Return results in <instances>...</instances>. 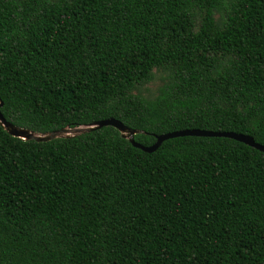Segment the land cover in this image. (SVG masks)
Segmentation results:
<instances>
[{
    "label": "trees",
    "instance_id": "trees-1",
    "mask_svg": "<svg viewBox=\"0 0 264 264\" xmlns=\"http://www.w3.org/2000/svg\"><path fill=\"white\" fill-rule=\"evenodd\" d=\"M0 98L35 132L264 145V0H0ZM0 264H264V152L0 125Z\"/></svg>",
    "mask_w": 264,
    "mask_h": 264
},
{
    "label": "water",
    "instance_id": "water-1",
    "mask_svg": "<svg viewBox=\"0 0 264 264\" xmlns=\"http://www.w3.org/2000/svg\"><path fill=\"white\" fill-rule=\"evenodd\" d=\"M3 102L0 98V107L2 106ZM0 125L12 136H16L22 139H34L36 141H47L58 137H69L75 136L83 132H87L90 130L97 129L101 126L111 125L115 127L121 134L123 138L129 140V142L143 151L152 152L155 150L160 143L170 137L175 136H183V135H195V136H225L229 138H233L237 141L243 142L253 148H256L262 152H264V145L243 133H237L233 131H213V130H205V129H198V128H191V129H182V130H175L171 132L161 133L155 136V142L149 145H142L134 140V134L137 132H141V130L128 127L127 125L123 124L120 120L109 117L103 118L99 120H95L90 124L87 125H80L75 127H63L56 130L48 131V132H35L33 130L18 127L11 122L7 121L0 111Z\"/></svg>",
    "mask_w": 264,
    "mask_h": 264
},
{
    "label": "rangeland",
    "instance_id": "rangeland-1",
    "mask_svg": "<svg viewBox=\"0 0 264 264\" xmlns=\"http://www.w3.org/2000/svg\"><path fill=\"white\" fill-rule=\"evenodd\" d=\"M158 85V80L155 79L151 83L146 85V89L143 90V93L150 94L154 91L155 87Z\"/></svg>",
    "mask_w": 264,
    "mask_h": 264
}]
</instances>
